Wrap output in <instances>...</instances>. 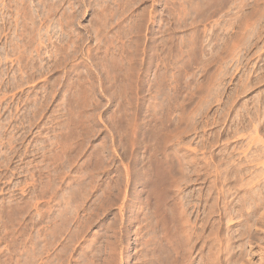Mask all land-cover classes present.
Returning <instances> with one entry per match:
<instances>
[{"label": "rangeland", "instance_id": "obj_1", "mask_svg": "<svg viewBox=\"0 0 264 264\" xmlns=\"http://www.w3.org/2000/svg\"><path fill=\"white\" fill-rule=\"evenodd\" d=\"M263 140V0H0V264H260Z\"/></svg>", "mask_w": 264, "mask_h": 264}, {"label": "bare ground", "instance_id": "obj_2", "mask_svg": "<svg viewBox=\"0 0 264 264\" xmlns=\"http://www.w3.org/2000/svg\"><path fill=\"white\" fill-rule=\"evenodd\" d=\"M264 1V0H263ZM258 8V7H257ZM260 10V9H259ZM254 115V114H253ZM258 132V131H257ZM255 137V136H254ZM252 138V137H251ZM264 141V140H263ZM248 144V143H247ZM262 145V144H261ZM264 145V144H263ZM251 147V146H250ZM255 149H256V147H255ZM254 150V149H253ZM247 153V152H246ZM246 159V158H245ZM262 162V161H261ZM260 164V163H259ZM178 165V164H177ZM226 165V164H225ZM249 165V164H248ZM182 167V166H181ZM180 167V168H181ZM236 167V166H235ZM208 168V167H207ZM239 168V167H238ZM237 168V169H238ZM241 168V167H240ZM234 169V168H233ZM232 169V170H233ZM254 169V168H253ZM239 170V169H238ZM262 170H264V168L262 169ZM229 172V171H228ZM219 173V172H218ZM231 173V172H230ZM223 174V173H222ZM236 174V173H235ZM258 174V173H257ZM240 175V174H239ZM216 177V176H215ZM240 177V176H239ZM220 178V177H219ZM225 178V177H224ZM223 178V179H224ZM222 179V178H221ZM222 181V180H221ZM243 182V181H242ZM223 183V182H222ZM215 184H216V182H215ZM252 185V184H251ZM213 187V186H212ZM234 187V186H233ZM245 187V186H244ZM248 187V186H247ZM252 187V186H251ZM227 188V187H226ZM231 188V187H230ZM216 189V188H215ZM221 189V188H220ZM229 189V188H228ZM233 189V188H232ZM236 189V188H235ZM255 189V188H254ZM261 189H263V188H261ZM260 188L257 190V191H260L261 190ZM241 191V190H240ZM247 191V190H246ZM262 191H264V190H262ZM176 192V191H175ZM207 192H209V191H207ZM225 192V191H224ZM261 192V191H260ZM259 192V193H260ZM252 193V192H251ZM262 194H264V193H262ZM261 193L260 194H256V196H258L257 198H258V200L260 201V202H258V204L260 203L261 204V206H263L264 207V195H262ZM214 196V195H213ZM212 196V197H213ZM250 196V195H249ZM244 197V196H243ZM245 198H247V197H245ZM208 199V198H207ZM227 199H229V198H227ZM232 200V199H231ZM215 200H213V202H214ZM217 201V200H216ZM226 201V200H225ZM249 201V200H248ZM257 201V200H256ZM216 203V202H215ZM257 203V202H256ZM216 204H218V203H216ZM248 204V203H247ZM257 204V205H258ZM174 205V204H173ZM245 205V204H244ZM228 206V205H227ZM250 206V205H249ZM260 206V207H261ZM259 207V206H258ZM232 208V207H231ZM162 209V208H161ZM257 209V208H256ZM261 209V208H260ZM163 210V209H162ZM167 210H168V208H167ZM181 210V209H180ZM218 210V209H217ZM231 211V210H230ZM208 212V211H207ZM247 213H248V210H247ZM261 213V212H260ZM263 213V212H262ZM160 214V213H159ZM164 214V213H163ZM165 214H166V212H165ZM158 215V214H157ZM176 215V214H175ZM244 215V214H243ZM210 216V215H209ZM213 216V215H212ZM226 216V215H225ZM230 216V215H229ZM247 216V215H246ZM254 216V215H253ZM260 216H261V214H260ZM187 217V216H186ZM185 217V218H186ZM263 217V216H262ZM167 218V217H166ZM248 218V217H247ZM179 219V218H178ZM230 219V218H229ZM228 219V220H229ZM250 219V218H249ZM167 220V219H166ZM172 220V219H171ZM177 220V219H176ZM246 220V219H245ZM260 220H261V218H260ZM263 220V219H262ZM174 221V220H173ZM181 221H182V219H181ZM264 221V220H263ZM168 222V221H167ZM190 222V221H189ZM188 222V223H189ZM210 222V221H209ZM175 223V222H174ZM183 223V222H182ZM221 223V222H220ZM262 223V222H261ZM160 224V223H159ZM169 224V223H168ZM170 224H171V222H170ZM251 224V223H250ZM240 225V224H239ZM160 226V225H159ZM245 226V225H244ZM264 226V225H263ZM216 227V226H215ZM164 228V227H163ZM183 228V227H182ZM196 228H197V226H196ZM249 228V227H248ZM175 229V228H174ZM213 229V228H212ZM216 229H217V227H216ZM247 229V228H246ZM195 230V229H194ZM263 230V229H262ZM258 231V230H257ZM167 232V231H166ZM254 233V232H253ZM261 233V232H260ZM264 233V232H263ZM259 234V233H258ZM172 235V234H171ZM175 235V234H174ZM179 235V234H178ZM255 235V234H254ZM165 236V235H164ZM170 236V235H169ZM228 236V235H227ZM260 236V235H259ZM234 237V236H233ZM251 237H253V236H251ZM256 237V236H255ZM189 238V237H188ZM259 238V237H258ZM163 239V238H162ZM166 239V238H165ZM190 239V238H189ZM206 239V238H205ZM214 239V238H213ZM260 239V238H259ZM172 240H173V238H172ZM212 240V239H211ZM234 240V239H233ZM175 241H176V239H175ZM214 241V240H213ZM239 241V240H238ZM165 243V242H164ZM172 243V242H171ZM186 243V242H185ZM211 243H212V241H211ZM228 243V242H227ZM216 244V243H215ZM219 245H221V244H219ZM212 247V246H211ZM177 248V247H176ZM230 248H231V246H230ZM234 248V247H233ZM259 248V247H258ZM191 249V248H190ZM175 251V250H174ZM201 251V250H200ZM165 252H166V250H165ZM208 252V251H207ZM219 252V251H218ZM230 252V251H229ZM179 253V252H178ZM209 253V252H208ZM214 253V252H213ZM164 254V253H163ZM169 255H170V253H168ZM180 254V253H179ZM183 254V253H182ZM186 254V253H185ZM184 254V255H185ZM217 254V253H216ZM218 254H220V253H218ZM183 255V256H184ZM241 256H242V254H240ZM262 255V254H261ZM240 256V257H241ZM244 256V255H243ZM261 257V256H260ZM157 258H158V256H157ZM170 258V257H169ZM181 258V257H180ZM183 258V257H182ZM243 258V257H242ZM262 258V257H261ZM232 259V258H231ZM246 259V258H245ZM233 260V259H232ZM231 260V261H232ZM262 261L264 260V259H261ZM260 260V261H261ZM169 261V260H168ZM211 261V260H210ZM167 262V261H166ZM165 262V263H166ZM185 262V261H184ZM152 263V262H151ZM218 263V262H217ZM260 264H264V261L261 263V262H259ZM163 264V263H162ZM174 264V263H173ZM221 264V263H220ZM251 264V263H250Z\"/></svg>", "mask_w": 264, "mask_h": 264}]
</instances>
